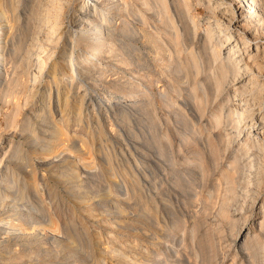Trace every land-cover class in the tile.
<instances>
[{
    "label": "bare ground",
    "instance_id": "bare-ground-1",
    "mask_svg": "<svg viewBox=\"0 0 264 264\" xmlns=\"http://www.w3.org/2000/svg\"><path fill=\"white\" fill-rule=\"evenodd\" d=\"M198 7L209 13L203 26ZM47 47L50 53L41 60ZM55 49L56 57L42 72L43 63L49 62ZM263 72L264 0H0V94L13 106L8 126L29 140L38 157L35 165L44 169L68 161L72 152L79 161L88 153L82 138L68 143L65 135L63 124L75 107L77 120L82 114H92L95 107L109 104V108L117 106L120 116L140 114L153 124L155 109H170L177 103L187 112L181 120L189 130L176 133L182 156L198 167L199 177L212 181V190L223 187L218 213L229 217V205L236 200L232 192L237 188L245 191L243 195L251 199L252 206L264 189V133L255 131L262 128L264 132ZM41 80L48 85L47 105L40 104L45 90ZM52 88L56 91L53 105ZM79 90L83 93L77 101ZM224 91L226 99L220 98L218 109H213ZM33 99L21 119H16L23 105ZM255 106L258 108L253 110ZM178 110L173 112L180 113ZM57 111L59 118L50 121ZM206 113L211 114L209 118ZM40 121L46 126L44 131L40 129L42 135L35 128ZM227 128L234 132H225ZM242 129L246 136L232 152L228 168L211 178L224 151ZM18 146H11L6 163L0 165V185L7 190L18 180L16 169L28 174L23 185H35L34 170L24 169L28 156L21 155ZM54 175L61 180L74 178L73 173L64 171ZM77 183L69 186L74 196L78 195ZM261 198L260 231L264 230V195ZM239 208L244 209L237 204L235 214ZM5 217L0 216V222ZM18 217L5 222H18ZM236 236L235 246L245 235L239 234L238 240ZM249 238L240 241L242 252L250 249Z\"/></svg>",
    "mask_w": 264,
    "mask_h": 264
},
{
    "label": "rangeland",
    "instance_id": "rangeland-1",
    "mask_svg": "<svg viewBox=\"0 0 264 264\" xmlns=\"http://www.w3.org/2000/svg\"><path fill=\"white\" fill-rule=\"evenodd\" d=\"M198 12L199 23L203 26L209 13L204 7H198ZM117 22L116 19L114 23ZM44 53L41 60L50 53L48 47ZM56 53L57 49L49 62L43 63L42 72L52 64ZM40 83L45 88L40 94V104L47 105L48 85L42 80ZM50 93L53 105L55 89ZM82 93L83 90H79L75 100L78 101ZM220 96L212 105L213 109H218L220 98L226 99V92ZM8 99L0 94V165L6 163L11 146L18 144L21 155L28 156L24 169L34 170L36 186L23 185L22 181L28 180L23 169L14 170L19 177L15 178L16 173L13 175L18 180L12 188L7 190L0 185V216L7 217L0 222V255L4 260L0 264H264V230L260 234L261 218L258 217L264 189L251 206L245 191L237 188L232 192L236 200L229 205L232 214L224 217L218 213L223 187L212 190V181L199 177L198 167L183 157L184 152L178 147L176 133L189 131L182 126L181 115L187 112L180 104L175 103L170 109H155L152 113L157 117L155 124L147 122L148 119L142 115L141 118L140 114L130 118L120 116L117 106L109 108V104H101L92 114H82L77 120L75 107L68 115L69 121L59 123L65 127L68 143L82 138L89 154H83V160L79 161L72 152L64 165L54 163L44 169L35 165L38 157L33 154L29 140L20 135L17 128L8 126L13 120L7 118L11 117L13 109ZM34 99L23 105L16 119H21ZM174 109H179L180 113H174ZM57 112L50 121L59 118ZM210 115L206 113L207 118ZM43 124L45 121L35 125L39 135L45 130ZM255 131L264 133L262 128ZM225 132L234 130L227 128ZM245 136L246 131L242 129L238 138L230 142L218 166H213L216 169L211 171V178L228 168L232 152ZM57 171L73 173L74 178L57 179L54 175ZM72 182H79V189H75L78 197L70 191ZM237 204L244 209L239 208L241 211L235 214L233 210ZM10 215H19V221L13 219L12 224L7 225L5 221ZM236 233L237 240L239 234L245 235L237 246L233 241ZM247 237L251 240V250L242 252L240 241Z\"/></svg>",
    "mask_w": 264,
    "mask_h": 264
}]
</instances>
